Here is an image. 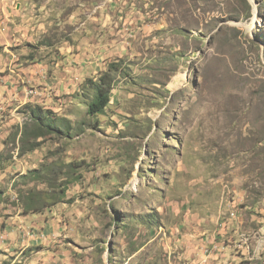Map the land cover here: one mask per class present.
<instances>
[{"label": "rangeland", "instance_id": "374dc122", "mask_svg": "<svg viewBox=\"0 0 264 264\" xmlns=\"http://www.w3.org/2000/svg\"><path fill=\"white\" fill-rule=\"evenodd\" d=\"M248 1L250 18L236 0H107L117 6L105 67L42 104L71 120L72 139L48 138L21 155L14 134L27 121L23 107L0 108V264L47 257L33 243L38 222L15 236L29 239L24 252L7 250L6 229L19 190L46 188L22 176L58 159L81 162L71 203L51 209L74 229L64 240L76 264H109L113 247V264L193 263L200 251L191 247L233 211L260 222L240 232L252 234L246 264H264V0ZM110 61L119 64L111 105L90 119L89 80ZM235 223L227 244L239 239Z\"/></svg>", "mask_w": 264, "mask_h": 264}, {"label": "crops", "instance_id": "0c3cea01", "mask_svg": "<svg viewBox=\"0 0 264 264\" xmlns=\"http://www.w3.org/2000/svg\"><path fill=\"white\" fill-rule=\"evenodd\" d=\"M115 6L107 0H0V108L15 106L16 111L28 103L50 104L51 90L70 94L80 77L94 78L107 63L108 47H113L108 32H112ZM29 91L35 94L28 95ZM20 210L6 229L7 250L18 247L24 252L29 247V239L16 243L15 236L29 235V221H35L40 231L33 235H38L33 243L43 246L47 257L42 261L33 258L28 264H76L72 244L64 240L74 229L62 224L59 208L26 216ZM232 214L234 218L220 224L213 238L202 233L200 246L191 247L200 251V258L188 264H246L252 260V234L240 231L249 222L255 228L260 222L245 214L237 217L235 211ZM233 222L239 239L227 244ZM260 230L264 233V226Z\"/></svg>", "mask_w": 264, "mask_h": 264}, {"label": "trees", "instance_id": "16d2710c", "mask_svg": "<svg viewBox=\"0 0 264 264\" xmlns=\"http://www.w3.org/2000/svg\"><path fill=\"white\" fill-rule=\"evenodd\" d=\"M186 1V0H185ZM239 5L246 9V15L251 17V5L248 0H236ZM257 2L260 0H256ZM239 18V17H238ZM109 69L104 70L98 79L89 80L93 88V96L86 104V115L90 119H95L105 115L112 102V92L114 89L113 71L119 70V64L113 61L108 62ZM106 66V68H107ZM23 115L26 122L14 134V139L20 142V154L25 155L38 150L45 139L62 138L72 139L75 135V125L71 120L60 114L51 107L38 103H28L23 106ZM82 127V126H81ZM79 127V128H81ZM81 162H66L62 159L54 160L41 168L29 170L22 176L23 183L38 182L46 186L44 189L37 187L28 190H19L17 194V206L22 210L23 215H39L50 211L55 206L64 203H71L69 198L71 187L80 182ZM116 221H119V213ZM0 250V255H2ZM116 250L109 248V264H113L112 256Z\"/></svg>", "mask_w": 264, "mask_h": 264}, {"label": "built area", "instance_id": "2783aa9c", "mask_svg": "<svg viewBox=\"0 0 264 264\" xmlns=\"http://www.w3.org/2000/svg\"><path fill=\"white\" fill-rule=\"evenodd\" d=\"M27 94H28V95H30V94H35V92H34V91H29Z\"/></svg>", "mask_w": 264, "mask_h": 264}, {"label": "water", "instance_id": "95a60500", "mask_svg": "<svg viewBox=\"0 0 264 264\" xmlns=\"http://www.w3.org/2000/svg\"><path fill=\"white\" fill-rule=\"evenodd\" d=\"M253 3L256 5V2L255 1H253Z\"/></svg>", "mask_w": 264, "mask_h": 264}, {"label": "bare ground", "instance_id": "6f19581e", "mask_svg": "<svg viewBox=\"0 0 264 264\" xmlns=\"http://www.w3.org/2000/svg\"><path fill=\"white\" fill-rule=\"evenodd\" d=\"M175 85V84H174Z\"/></svg>", "mask_w": 264, "mask_h": 264}]
</instances>
